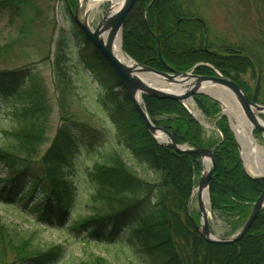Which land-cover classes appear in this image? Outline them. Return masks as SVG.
<instances>
[{"label":"trees","instance_id":"trees-1","mask_svg":"<svg viewBox=\"0 0 264 264\" xmlns=\"http://www.w3.org/2000/svg\"><path fill=\"white\" fill-rule=\"evenodd\" d=\"M67 3L73 7L76 0ZM23 4L30 2L0 0V8ZM189 4L184 0H136L122 26L124 52L142 65L166 72L157 55L158 41L162 60L172 69L186 72L199 64L195 74L215 76L217 71L249 98L254 86L240 76L251 73L256 80L259 69L256 101L264 105V39L236 43L212 39L205 22L188 11ZM75 41L85 44L87 56L82 55L81 62L110 88L118 89L107 109L121 152L127 151L131 161L155 175V180L140 178L118 150L107 151L86 173L90 187L87 215L73 222L72 228L90 241L118 246V252L136 257L138 264H264V208L239 241L222 245L202 240L187 214L202 168L200 158L157 144L112 67L81 31ZM69 68L70 57L59 45L53 59L59 123L51 139L53 107L39 73L29 67L0 68V112L10 121L8 128L1 129L0 165L9 174L0 178V201L26 205L37 183L43 182V200L36 201L32 210L50 226L64 225L73 204L74 192L63 166L74 157L81 140L94 131L70 119L75 87ZM193 100L205 118L214 120L218 139L205 138L203 127L181 103L142 96L152 123L170 131L176 144L212 148L215 168L208 184L210 211L225 219L235 233L264 189V179H252L245 172L219 103L201 94ZM26 178L29 186L24 184ZM63 253L60 246L42 250L33 244L31 234L23 236L0 222V264H55ZM80 264L111 263L93 256Z\"/></svg>","mask_w":264,"mask_h":264},{"label":"rangeland","instance_id":"rangeland-1","mask_svg":"<svg viewBox=\"0 0 264 264\" xmlns=\"http://www.w3.org/2000/svg\"><path fill=\"white\" fill-rule=\"evenodd\" d=\"M184 1L190 2L188 11L205 22L208 35L212 39L231 43L264 39V0ZM29 2L28 6L23 4L19 8H7L6 6L0 8V68L29 67L39 73L48 90L53 107L50 132L48 133L49 139H51L59 123L56 107L57 94L53 82V59L55 50L60 45L70 57L68 74L75 87V96L71 100L69 109L70 119L84 123L94 131H89L88 136L81 140L75 150L74 157L63 166L64 177L74 192L73 204L64 225L50 226L40 221L37 213L32 210L36 201L43 200V193L40 191L43 182L37 183L33 197L26 205H23L25 202L6 203L0 201V222L23 236L31 234L33 244L42 250L60 246L64 253L55 264H80L93 256H101L111 264H138L136 257L126 252H118V246L90 241L82 231L72 228L73 222L87 215L86 205L89 201L90 187L86 181V173L94 162L101 160L107 151L114 149L121 152L120 146L116 143L115 128L107 109L112 100L116 99L115 93L118 89L110 88L103 79L81 62V56H87V52L84 48L85 44L79 45L75 41V34L81 31L74 20L77 0L73 7L68 5L67 0H29ZM108 6L109 3L101 6L92 20L93 28ZM80 13L81 10H79V19H81ZM135 16L133 13L132 18L135 19ZM261 33L262 36H260ZM240 78L246 81L250 87L255 84V76L251 73L241 75ZM117 102L122 104L119 99ZM0 104L2 105V102ZM192 105L198 112L195 118L211 126L210 128L203 126L204 137L218 139L220 134L214 120L203 117L204 115L198 111L194 100ZM186 108L194 114L189 104H186ZM220 110H222L221 105ZM259 117L264 121V114H259ZM9 124V119L0 112V141L1 129L8 128ZM252 137L256 146L261 148V151L256 155L264 156L263 136L260 132L253 131ZM48 145L49 143H46L42 151ZM121 155L140 178L151 182L155 180V175L148 170L138 168L131 161L127 151L121 152ZM256 164L261 171H264L263 161L258 160ZM8 174L6 169L0 165V178ZM24 184L29 186V178L24 179ZM44 185L48 186V183L46 182ZM187 214L198 224L196 192L192 191L187 205ZM208 225L214 236L228 237L233 234L229 223L211 211ZM9 259L8 261H11V258Z\"/></svg>","mask_w":264,"mask_h":264},{"label":"water","instance_id":"water-1","mask_svg":"<svg viewBox=\"0 0 264 264\" xmlns=\"http://www.w3.org/2000/svg\"><path fill=\"white\" fill-rule=\"evenodd\" d=\"M135 2L136 0H121L120 4L115 10H111L112 4L109 3L107 10L101 16L96 26L92 30H90L87 25L86 19H79L80 6L79 0H77L74 10V20L87 40L93 45L95 50L99 52V54L112 67V69L118 76L123 88L125 89L129 99L131 100L136 112L144 122L148 133L155 139L157 144L163 147H167L176 153L194 154L200 158L202 168L197 185L193 189V192H196V204L199 213L198 224H196L191 218L192 224L198 235L207 243L222 245L233 244L239 241L246 234V232L256 219L257 215L264 208V189L253 202L248 216L246 217L243 225L238 231L228 237L214 236L210 231L208 225L209 215L204 207V203L202 200V193L205 191L207 203L210 206L208 197V184L215 168L212 148L189 146L186 143L176 144L174 141V136L170 131H167L159 126H155L152 123L146 113L144 105L142 104V96H148L157 99H170L181 104H185L188 102H193L194 95L201 94L220 103L211 95L203 92V89L207 85L214 93L225 91L236 101L244 117L252 124V132L254 130H258L264 138V121L259 117V114H264V105L259 104L256 101V94L260 84V71L259 69H257V76L253 92L251 97L249 98L242 90V88L229 78H226L220 74H216L215 76L195 74L193 71L199 64L194 65L191 70L186 72H179L172 69L163 62L159 50L158 41L157 55L160 62L167 68L166 72L154 70L134 61L123 51L122 46L121 50L124 55L125 61L119 60L114 54L113 43L117 39V37H119L121 45L122 26L125 19L132 11ZM154 37L157 39L155 35ZM152 77L158 79L161 82L162 86L156 87L151 85L149 81ZM138 96L140 98L139 100L137 98ZM220 114L221 116H225L228 118V116L223 112V109L220 111ZM198 123L201 126H204L202 122L198 121ZM229 128L236 141V145L240 154V160L244 168L241 148L231 128L230 120ZM158 136H162V139L159 140L157 138ZM254 168L256 169V171H258V173L255 175H249V177L256 180L264 179V171H260L257 164L254 165Z\"/></svg>","mask_w":264,"mask_h":264},{"label":"bare ground","instance_id":"bare-ground-1","mask_svg":"<svg viewBox=\"0 0 264 264\" xmlns=\"http://www.w3.org/2000/svg\"><path fill=\"white\" fill-rule=\"evenodd\" d=\"M120 2L121 0H79V6L81 10L80 18H85L89 29L92 30V20L100 10L101 6L106 3H111V10H115L120 4ZM113 51L119 60L125 61L124 55L121 50L119 37H117V39L113 43ZM149 82L151 85L156 87L162 86L161 82L158 79H155L154 77H152ZM203 92L211 95L213 98L217 99L220 102L223 112L228 116L230 120L231 128L241 148L243 165L247 173L250 175L257 174L258 171H255L256 169H254V165L258 162V160L264 162V156L256 155L258 154V152L261 151V148L256 146L252 137V124L244 117L236 101L232 97H230L225 91L214 93L211 91L209 86L206 85V87L203 89ZM137 98L138 100L140 99L139 96ZM187 104L191 106L192 112L194 113L193 115L196 116L198 112L194 109L192 102H188ZM203 124L208 128L211 127L210 125L204 122ZM157 138L161 140L162 136H158ZM202 200L204 203V207L210 217V208L207 203L205 191L202 193Z\"/></svg>","mask_w":264,"mask_h":264}]
</instances>
